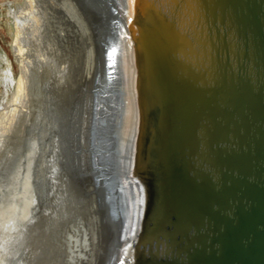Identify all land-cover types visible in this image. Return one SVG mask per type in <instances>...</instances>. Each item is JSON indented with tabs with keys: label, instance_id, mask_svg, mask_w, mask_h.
<instances>
[{
	"label": "bare ground",
	"instance_id": "bare-ground-1",
	"mask_svg": "<svg viewBox=\"0 0 264 264\" xmlns=\"http://www.w3.org/2000/svg\"><path fill=\"white\" fill-rule=\"evenodd\" d=\"M250 4L121 0L118 30L95 74L90 136L93 187L117 198L116 218L123 212L113 263L235 264L230 255L238 254L240 234L228 224L237 222L242 178L252 184L256 161L262 165L257 146L264 151V45L253 36ZM242 206L248 211L246 201ZM79 232L85 242L67 246L68 253L63 242L57 252L49 245L54 264L90 263L97 226L93 235ZM155 241L164 248L147 250Z\"/></svg>",
	"mask_w": 264,
	"mask_h": 264
},
{
	"label": "rangeland",
	"instance_id": "rangeland-1",
	"mask_svg": "<svg viewBox=\"0 0 264 264\" xmlns=\"http://www.w3.org/2000/svg\"><path fill=\"white\" fill-rule=\"evenodd\" d=\"M67 1L0 0V264H54L49 245L68 253L96 226L89 264H108L124 235L90 176L100 44L121 0Z\"/></svg>",
	"mask_w": 264,
	"mask_h": 264
},
{
	"label": "water",
	"instance_id": "water-1",
	"mask_svg": "<svg viewBox=\"0 0 264 264\" xmlns=\"http://www.w3.org/2000/svg\"><path fill=\"white\" fill-rule=\"evenodd\" d=\"M107 1V0H106ZM109 1H114V0H109ZM245 3H249V0H245ZM114 4V3H113ZM259 4H263V9L261 12V16L263 19V24H264V0H259ZM112 5V4H111ZM257 2L256 0H251V4L249 6V11L247 7V14L250 15V20L252 21V27L254 29V38L258 40L259 45H264V33L261 30L258 18L256 16V11H257ZM248 6V5H247ZM222 9V13H223ZM241 10V9H240ZM235 12V10L233 9ZM250 12V13H249ZM107 17L109 20L108 23V30L114 28V20L113 16L111 15V12L107 10ZM240 15H244L241 14ZM264 30V29H263ZM125 31H130V27L127 25L125 26ZM244 39H245V49L247 50L248 47V38L246 34H244ZM112 39H108L106 37L102 38V42L100 44L101 46V67H104V62H105V45H107ZM114 41V40H113ZM103 61V65H102ZM226 63H228V56L226 57ZM104 73V71H103ZM263 78H264V67H263ZM217 89L213 92V97L217 95ZM211 98V104L215 102V100ZM99 149L101 150L102 147L99 146ZM255 155L257 156V160L259 159L262 162V165H256V180L255 182H252V184H247L246 182V177H243L241 180V184L243 185L242 190L239 192V201L238 205L236 206V219L237 222L236 224H228V229L231 231L233 234H240L237 240L235 241V250L237 255H230V261L235 263V264H264V151L257 146V150ZM104 154H100L97 156L98 163L100 164V159L103 158ZM261 158V159H260ZM94 172H97V176L99 170H96ZM228 175H226V178ZM100 184H103L102 178L99 179ZM103 189H105L103 187ZM243 201H246L249 206H248V211L247 209L244 210L242 203ZM110 209L112 208V205L107 203ZM116 210H118L117 204L115 205ZM118 218L116 219V222L118 223V227L121 229V215L119 214V211H117ZM252 220V221H251ZM215 223H218L216 220ZM240 238H243V241H240ZM215 240V239H214ZM243 243L245 245L243 246ZM152 246V248L157 249L156 251H159V249H163L164 247L161 245H158L155 242L152 244L147 243L146 247L147 250ZM145 245H141V248H144ZM166 248V246H165ZM121 250V249H120ZM166 250V249H165ZM120 252V251H118ZM241 253V254H240ZM117 254V253H116ZM116 254L111 257L110 256V261L108 264H116L117 262L113 263L115 260ZM243 257H241L240 255Z\"/></svg>",
	"mask_w": 264,
	"mask_h": 264
},
{
	"label": "snow or ice",
	"instance_id": "snow-or-ice-1",
	"mask_svg": "<svg viewBox=\"0 0 264 264\" xmlns=\"http://www.w3.org/2000/svg\"><path fill=\"white\" fill-rule=\"evenodd\" d=\"M113 51H115V50H113ZM111 55H112V52L109 53V56H111Z\"/></svg>",
	"mask_w": 264,
	"mask_h": 264
}]
</instances>
